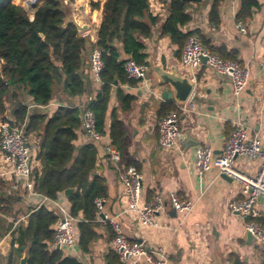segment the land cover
<instances>
[{"label":"crops","instance_id":"obj_1","mask_svg":"<svg viewBox=\"0 0 264 264\" xmlns=\"http://www.w3.org/2000/svg\"><path fill=\"white\" fill-rule=\"evenodd\" d=\"M91 1L95 2L90 0L89 3ZM99 1L103 5L106 0H97ZM256 1L258 6L254 8L252 17L244 22L246 34L237 27L236 18L241 9V0L221 2L218 26L210 23L213 0L190 3L187 12L191 16V22L182 28L183 33H193L207 47L224 49L242 67L247 68L250 75L247 88L239 96H234L229 78L204 65L191 74L195 79L191 78L194 88L188 101L178 104L174 100L163 99V92L169 88L157 86L158 78L152 73L155 67L167 70L176 67L180 74L188 73L181 66L182 54L178 46L169 37L161 35L162 25L170 15V0H149L150 12L158 18V23L152 36L145 40L148 78L136 87H121L125 94L135 98L128 111L120 108L116 89H113L106 131L109 132L112 111L116 109L131 140L129 150L135 162L133 167L143 176V201L146 203L154 196L163 200V206L156 214L159 227H142L135 215L126 212V195L120 180V173L125 165L120 160L111 159L107 148L112 143L107 134L96 142V173L107 184L103 211L97 218V241L89 253H83L77 245L63 248L61 252L64 257L75 258L82 264H108L107 256L114 252L111 221H115L130 242L144 243L151 249L163 247L169 264L261 263L263 251L255 247L245 231L244 221L229 208L232 201L243 197L241 184L224 178L215 168L204 178H200L195 168L197 147L207 146L213 150L215 156L221 155L233 123L239 120L244 121L250 136H258L264 142V0ZM74 3L72 7L79 9V2L76 3L75 0ZM84 6V10L79 13L82 15L81 22L88 29L80 34L88 36L92 44H96L102 11L92 10L87 3ZM89 57L90 54L87 58ZM2 64L0 59L1 67ZM100 89V83L95 82L94 92L98 93ZM92 96L69 98L61 90L51 104L39 108L38 112L51 116L60 106L83 109ZM27 101L30 110L34 109L31 100ZM169 103L181 107V144L172 152L164 151L160 147L158 130L160 110ZM11 106V103L5 104L7 113L0 115V118L10 115ZM29 140L40 141V136L36 133ZM87 142L88 138L82 134L77 144L83 145ZM38 165L35 161L34 168ZM234 166L250 177H255L260 169L258 161L244 160L241 157L235 159ZM0 180L5 184L6 194L13 198V210L16 214L13 216L11 212L0 213V217L11 224L0 240V264H4V259L12 248L11 233L21 222L27 224L28 213L47 205L58 215L60 209L69 212L70 205L64 194L56 201H51L41 195H30L22 185L16 192H12L8 181ZM172 194L181 200L192 201L193 210L187 214L170 215L168 201ZM259 210L264 216L263 201L259 204ZM101 214L104 215L103 218ZM108 225H111L110 228ZM136 264L148 263L140 258Z\"/></svg>","mask_w":264,"mask_h":264},{"label":"trees","instance_id":"obj_2","mask_svg":"<svg viewBox=\"0 0 264 264\" xmlns=\"http://www.w3.org/2000/svg\"><path fill=\"white\" fill-rule=\"evenodd\" d=\"M42 1L25 0L28 15L22 0H0V59L3 61L0 115L7 113L5 104L11 103L10 115L24 127L26 135L39 134L36 154L39 165L32 175L34 190L51 201H56L69 189L73 191L67 197L69 212L81 218L75 224L76 245L83 253H89L98 238L100 211L95 201L107 197L106 181L96 173V142L82 130L81 108L60 106L51 116L38 109L51 104L61 90L69 98L93 95L85 108L94 113L96 131L103 137L108 134L125 167L135 166L124 122L114 109L107 133V115L113 89H116L120 108L123 111L132 108L135 98L125 94L121 87H136L139 82L129 78L125 65L128 60L146 64L145 40L152 36L158 18L150 12L149 0H106L103 5L101 1L91 2L92 10L102 11L97 43L92 44L75 25L66 24L70 6L64 0ZM222 1L213 0L210 23L215 26L220 24ZM189 5L190 2L183 0H170V15L161 28V35L169 37L181 54L189 37L194 35L182 31L191 22L187 12ZM257 6L256 0H241L237 22L249 20ZM202 45L211 53L236 62V58L224 49L207 47L206 43ZM96 47L102 51L104 65L98 93L94 92L95 79L87 58ZM28 99L35 106L32 110ZM172 112H178L177 105H163L161 119ZM82 134L88 142L78 145ZM13 207V198L6 194L5 184L0 180V213L11 212L14 216ZM57 221V213L47 205L28 213L27 224L21 222L11 233L12 248L4 264H15L27 249L28 264H82L75 258L64 257L61 250L50 248ZM256 221L264 227V216ZM107 263L123 264L113 251L107 256ZM260 264H264V252Z\"/></svg>","mask_w":264,"mask_h":264},{"label":"built area","instance_id":"obj_3","mask_svg":"<svg viewBox=\"0 0 264 264\" xmlns=\"http://www.w3.org/2000/svg\"><path fill=\"white\" fill-rule=\"evenodd\" d=\"M65 4L73 6L70 0H64ZM25 5V0H22ZM237 27L246 34V26L243 21L237 22ZM97 42V41H95ZM91 70L95 82L100 83V74L103 70L102 51L97 47L89 57ZM181 66L192 79V73L199 71L204 65L226 76L230 80L231 90L234 96H239L248 85L249 70L238 62L221 58L206 49L200 40L189 37L181 56ZM125 70L129 78L144 83L148 78V66L128 60ZM1 76V74H0ZM184 110V108L182 109ZM180 112H172L161 119L158 124L159 145L167 152L175 151L181 144ZM82 130L95 142L102 140L103 136L96 131L94 113L82 109ZM6 119V121H4ZM33 135H26L25 129L19 126L15 119L9 115L0 118V179H5L12 192H16L20 185L30 195H38L34 190L33 170L38 152L39 141L29 140ZM112 160L119 161V153L113 146L107 148ZM237 157L244 160L258 161L260 169L255 177H250L234 166ZM195 168L197 175L204 178L212 169L219 174L241 184L243 197L230 203V211L238 215L243 221L245 231L251 237L254 245L264 251V227L257 223L256 219L262 216L259 210L260 198L264 202V142L258 136H250L247 133L243 120L233 123L231 132L227 137L224 151L215 156L210 147L200 145L195 151ZM120 180L126 195V212L135 215L139 224L145 228H158L157 211L163 206V200L154 196L148 202L143 201V176L133 166L124 167L120 173ZM177 214H187L194 208L189 200H181L175 195L169 196ZM105 199L95 201L100 213L103 211ZM81 218L74 217L70 212L60 209L58 221L55 224L54 240L51 249L61 250L72 248L76 245L75 224ZM115 238L113 250L119 256L123 264H136L137 259L143 258L148 264H169L166 250L163 247L147 248L144 243L130 242L123 234L121 226L111 221Z\"/></svg>","mask_w":264,"mask_h":264},{"label":"water","instance_id":"obj_4","mask_svg":"<svg viewBox=\"0 0 264 264\" xmlns=\"http://www.w3.org/2000/svg\"><path fill=\"white\" fill-rule=\"evenodd\" d=\"M183 1L190 2V3L202 2V0H183ZM70 23L77 27L79 33H83L84 31L88 29L87 25H83V23L81 22L80 15L69 16L66 19V24H70ZM152 73H155V75L158 78V82L156 83L157 86L169 88V90L163 92L164 100H174L178 104H185L188 101L193 91V88H194V84L191 80L190 75L180 74L177 71L176 67H171L168 70L160 68V67H155L152 69ZM223 177L231 180L230 178L226 176H223ZM72 192L73 191L71 189L65 191V196L68 197L70 194H72ZM260 200L263 201V198L261 197ZM168 205L170 208V211H169L170 215H173V216L176 215L177 212L175 211L173 205L171 204V201H168ZM100 216L102 218L104 217L103 214H101ZM28 262H29V249H27L24 252L23 257L19 260V264H28Z\"/></svg>","mask_w":264,"mask_h":264},{"label":"rangeland","instance_id":"obj_5","mask_svg":"<svg viewBox=\"0 0 264 264\" xmlns=\"http://www.w3.org/2000/svg\"><path fill=\"white\" fill-rule=\"evenodd\" d=\"M89 1L90 0H76V3L77 2H79L78 3V7H79V9H77V8H73V7H70V14L72 15V16H78V15H80V11L81 10H84V8L86 7V6H84L85 5V3H87V4H89V6H90V3L92 2H90L89 3ZM95 2H97V0H94ZM23 4V3H22ZM75 4V3H74ZM23 7L25 8V10L27 11V13H28V15H29V12H28V10H27V8H26V6L23 4ZM91 7V6H90ZM78 10V11H77ZM82 12V11H81ZM80 16H82V15H80ZM0 69H1V65H0ZM8 103V102H7ZM10 222H8L7 220H5V219H3L2 217H0V240L3 238V236H4V234H5V231L8 229V228H10ZM9 231V230H8ZM256 247V246H255ZM260 250V249H259ZM262 251V250H261ZM264 252V251H263ZM15 264H19V260L18 261H16V263Z\"/></svg>","mask_w":264,"mask_h":264},{"label":"bare ground","instance_id":"obj_6","mask_svg":"<svg viewBox=\"0 0 264 264\" xmlns=\"http://www.w3.org/2000/svg\"><path fill=\"white\" fill-rule=\"evenodd\" d=\"M30 1H36V0H30Z\"/></svg>","mask_w":264,"mask_h":264}]
</instances>
